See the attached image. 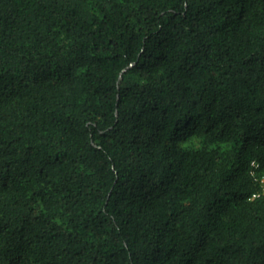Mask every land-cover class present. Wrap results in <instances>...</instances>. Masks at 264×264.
Returning a JSON list of instances; mask_svg holds the SVG:
<instances>
[{"label": "trees", "instance_id": "obj_1", "mask_svg": "<svg viewBox=\"0 0 264 264\" xmlns=\"http://www.w3.org/2000/svg\"><path fill=\"white\" fill-rule=\"evenodd\" d=\"M0 264H264V0H0Z\"/></svg>", "mask_w": 264, "mask_h": 264}]
</instances>
